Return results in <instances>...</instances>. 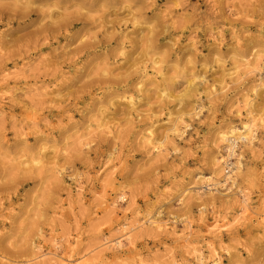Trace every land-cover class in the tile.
<instances>
[{"label":"rangeland","instance_id":"374dc122","mask_svg":"<svg viewBox=\"0 0 264 264\" xmlns=\"http://www.w3.org/2000/svg\"><path fill=\"white\" fill-rule=\"evenodd\" d=\"M244 61L250 67L228 76ZM263 76L264 0H0V264H26L32 243L47 252L52 236L60 252L78 238L76 255L94 264H197L193 248L208 261L264 264V228L254 220L231 223L213 247L178 237L203 207L209 222L239 217L236 188L196 199V179L212 176L216 130L238 125L247 100L263 126L248 182H238L264 211ZM178 118L188 125L180 138L169 132ZM151 126L160 154L143 140ZM185 186L192 195L180 203ZM111 200L113 211L102 204ZM147 216L164 229L143 224L133 251L97 255L104 237Z\"/></svg>","mask_w":264,"mask_h":264},{"label":"bare ground","instance_id":"6f19581e","mask_svg":"<svg viewBox=\"0 0 264 264\" xmlns=\"http://www.w3.org/2000/svg\"><path fill=\"white\" fill-rule=\"evenodd\" d=\"M153 65L155 67L158 66L157 62H154ZM248 66L247 62H239L236 65H233L230 69L233 71L232 73H229L228 76H232L234 74H237L242 67ZM250 67V66H248ZM257 67V66H256ZM254 67L253 70H246L248 72V75L259 72L257 68ZM261 75V74H260ZM261 81L264 80V76L260 79ZM193 82V80H192ZM202 83V82H201ZM261 88H263V85L260 83L254 89L252 90L253 94H256L257 91H259ZM224 88H222L223 90ZM215 92V91H214ZM212 90L210 91L211 94H213ZM165 95V94H164ZM167 97H171V95H167ZM129 104L132 105V100L127 99ZM252 101L247 100L244 103V106L246 107V115L242 116L241 113H238V125L237 124H229L225 125L223 131H217L216 134V147L214 149V157L211 162V174L210 177L203 176V173H199L197 176L196 181L199 182V188L202 191H198L195 196L196 199L201 198L204 194L211 195L213 190L218 191V187H225L230 184L231 188H236L238 190V193L241 195V202H240V215L239 217L234 218L232 221L226 220L227 217H221L220 215H216L211 217V221L209 222L207 215L205 214V208L203 207L199 211L197 224L192 223L190 220L187 221V225L185 226V233L178 235L175 233V230L173 229L172 235L179 237V239H182V241L186 244L187 247L194 244V242H202L204 238L209 239L208 246L213 247L215 242L218 240L223 239L224 235L230 231L231 223H239L240 221H256L259 228H264V211H257L251 208V200L248 197V195L244 194V190L240 189V183L238 181H241L242 183L244 181L248 182L247 179H243L246 177L244 175L245 167L247 166V163L254 160L256 157L255 148L259 144V138L258 133L260 131V128L263 126V121L261 119H258L256 115L254 114V109L252 107ZM204 107H199V111L195 114L196 117H199L201 112L203 111ZM241 116V117H240ZM243 117V118H242ZM181 119V118H180ZM179 118L171 123V127L169 128V132L172 135H177L179 138L184 135V131L182 130V125L184 126L183 129H187L188 125H184V122L180 120ZM101 127V126H100ZM108 134L111 133L109 129H107ZM215 132V133H216ZM167 135L165 136V139H167ZM143 140L145 143H147L149 146H151L152 150L156 153H162L164 150L163 142H158L156 140V135H154L153 132V126H151L145 133V136L143 137ZM89 145H85V147H88ZM243 146V148H241ZM225 152V153H224ZM222 153L225 154V156L222 155ZM112 154L110 155V157ZM249 157V158H247ZM248 160H251L248 162ZM234 161V162H233ZM34 167H40L41 166V160L39 158H32L29 162ZM228 169V171H226ZM222 172L224 175L223 181L224 183L221 184V182H218V178L222 177ZM61 174V173H60ZM229 174V175H228ZM213 177L215 179H213ZM205 189V190H203ZM230 191V189H229ZM83 195V187L79 186L78 188V196ZM116 201L117 200H124L125 194L122 191L117 192L116 194ZM191 189L189 187L185 186L180 194V203L184 202V199L188 196H191ZM226 198V197H224ZM229 198L226 199V203L229 202ZM115 200H111L110 202L103 201L102 204L106 206L108 209H114L115 207ZM107 203V204H106ZM128 212L124 210L123 216L126 217ZM209 222V223H208ZM143 224H148V227L152 230L159 231L164 229L161 224L156 219H153L150 216H147V218L144 220V222L139 225L136 224H130V223H124L121 231L119 232V237L115 239H108L105 238L102 240V243L97 247L98 249V256L100 257H107V252H123L125 248L127 251H133L136 247L135 239L133 237V232L140 226H143ZM198 228L204 231L203 235H197V237H194V234H197L194 232V229ZM259 230V229H257ZM99 233H102V230L99 231ZM42 233L39 232L37 239L39 240L42 238ZM76 238L73 241L69 240H63V244H65V248L63 252H60V249L62 247L61 241H59L57 238L52 236L49 240L50 242V248L45 252L44 246L42 245H36L35 243H32V254L30 260L26 262V264H30L32 262L36 264H94L91 259L84 258L85 256H79L76 255L74 248L76 244ZM36 250V251H34ZM190 253H192V257L194 261L197 264H223L221 261V258L219 255L214 254L212 260L208 261L199 250L196 248H193V252H191L190 249H188ZM187 252V251H186ZM91 253V252H90ZM213 253L215 251L213 250ZM225 253L227 255H230V251L226 250ZM138 257V254L134 252L132 254V258ZM142 264V261H135L132 264ZM174 264H177L174 262Z\"/></svg>","mask_w":264,"mask_h":264}]
</instances>
